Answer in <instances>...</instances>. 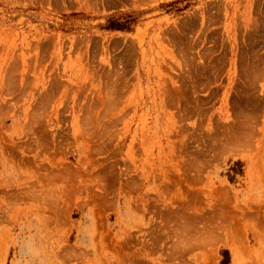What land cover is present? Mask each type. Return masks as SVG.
<instances>
[{
	"label": "rangeland",
	"instance_id": "rangeland-1",
	"mask_svg": "<svg viewBox=\"0 0 264 264\" xmlns=\"http://www.w3.org/2000/svg\"><path fill=\"white\" fill-rule=\"evenodd\" d=\"M0 264H264V0H0Z\"/></svg>",
	"mask_w": 264,
	"mask_h": 264
},
{
	"label": "bare ground",
	"instance_id": "bare-ground-1",
	"mask_svg": "<svg viewBox=\"0 0 264 264\" xmlns=\"http://www.w3.org/2000/svg\"><path fill=\"white\" fill-rule=\"evenodd\" d=\"M158 228V227H157ZM168 232V231H167Z\"/></svg>",
	"mask_w": 264,
	"mask_h": 264
}]
</instances>
